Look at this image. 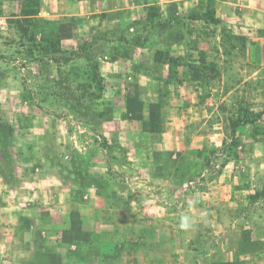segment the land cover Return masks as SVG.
<instances>
[{"label":"crops","instance_id":"crops-1","mask_svg":"<svg viewBox=\"0 0 264 264\" xmlns=\"http://www.w3.org/2000/svg\"><path fill=\"white\" fill-rule=\"evenodd\" d=\"M3 1L20 10L21 0ZM38 8L34 21L63 58L94 38L103 82L86 127L64 106L43 123L42 144L29 137L19 184L0 167V264H264V215L242 209L228 165L210 174L204 157L220 138L210 94L264 79V0H39ZM192 126L200 131L187 143ZM179 176L193 181L180 198ZM184 215L195 220L188 230Z\"/></svg>","mask_w":264,"mask_h":264},{"label":"rangeland","instance_id":"rangeland-1","mask_svg":"<svg viewBox=\"0 0 264 264\" xmlns=\"http://www.w3.org/2000/svg\"><path fill=\"white\" fill-rule=\"evenodd\" d=\"M33 1H23L24 12L37 11L22 16L20 10H14L17 7L15 1L5 3L0 0V133L13 126L9 142L4 143L0 134V167L13 184H19L17 173L21 171L18 157L23 146L44 142L41 140L43 123L51 118L58 120L61 115L64 116V106H73L70 120L74 119L76 124L86 127L91 120L90 101L100 92L103 82L97 74L93 57L95 52L91 49L94 38L83 41L77 49L64 54L66 60L75 54L83 56L82 59L77 63L74 60L65 62L56 40L44 36L37 27L34 19L39 8L35 7ZM4 4L5 10L2 7ZM231 39L230 36L228 40ZM209 57L208 84L218 86L219 65L216 61L219 49H212ZM193 67L195 76L206 84L205 78H200V65ZM67 72L73 73L71 78H68ZM226 85L231 89L236 88L232 92L226 91L229 94H210L211 131L219 132L220 138L218 144L204 150L205 167L210 174L218 175L228 165L230 173L235 176L234 198L242 209L250 210L252 216H263L264 79L251 81L241 78L235 83L231 80ZM27 128H31L32 134L24 131ZM199 131L200 128L187 127L186 142L193 135L197 136ZM31 135L33 142H27ZM95 139L99 142L98 152L105 150L108 154L109 148L104 138ZM188 179L187 176L178 178L182 188L178 192L179 198L182 192L192 188L183 185ZM42 189L43 192L46 190L45 187ZM139 197L138 193H133L131 200L142 199Z\"/></svg>","mask_w":264,"mask_h":264},{"label":"trees","instance_id":"trees-1","mask_svg":"<svg viewBox=\"0 0 264 264\" xmlns=\"http://www.w3.org/2000/svg\"><path fill=\"white\" fill-rule=\"evenodd\" d=\"M23 1L24 0H21V9H20L22 16H27V15H30V14L35 13L37 11V9H34L30 13L24 12L25 5H24ZM33 3L35 5V7L38 8L39 0H34ZM56 43H58V41H56ZM0 134H1V137L3 138L4 143L9 142L10 137L13 135V126L10 125L7 129L2 131Z\"/></svg>","mask_w":264,"mask_h":264},{"label":"clouds","instance_id":"clouds-1","mask_svg":"<svg viewBox=\"0 0 264 264\" xmlns=\"http://www.w3.org/2000/svg\"><path fill=\"white\" fill-rule=\"evenodd\" d=\"M195 224V220L189 216V215H184L179 218V227L184 230H188L192 228Z\"/></svg>","mask_w":264,"mask_h":264},{"label":"built area","instance_id":"built-area-1","mask_svg":"<svg viewBox=\"0 0 264 264\" xmlns=\"http://www.w3.org/2000/svg\"><path fill=\"white\" fill-rule=\"evenodd\" d=\"M192 183H193V181L185 182V183H184V186H185V187H188V186H190Z\"/></svg>","mask_w":264,"mask_h":264}]
</instances>
